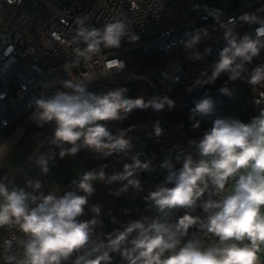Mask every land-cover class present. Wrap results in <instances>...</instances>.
I'll list each match as a JSON object with an SVG mask.
<instances>
[{
	"label": "clouds",
	"instance_id": "clouds-1",
	"mask_svg": "<svg viewBox=\"0 0 264 264\" xmlns=\"http://www.w3.org/2000/svg\"><path fill=\"white\" fill-rule=\"evenodd\" d=\"M209 15L223 30L225 45L211 66V75L204 73L206 78L196 84L214 83L226 73L229 81L245 80L253 88L261 87L253 99L258 114L243 122L215 116L217 102L210 96L194 101L190 118L200 120L193 128L198 129L204 119L211 120V127L198 139L189 140L186 148L176 146L159 162L164 178L144 197L150 214L109 233H98L103 225L102 209L89 206L96 191L94 183L120 185L109 189L110 195L119 197L129 189L142 192L140 173L154 171L152 159L142 161L133 152L129 133L134 129L113 133L108 123L123 121L136 109L171 110L175 101L168 96L131 98L124 87L92 92L88 84L97 78L94 74L60 81L51 95L34 100L31 119L36 125L54 123L48 139L51 147L28 158L40 174H50L56 149L61 159L87 149L101 159L121 155L131 163L112 173L105 166L78 173L63 194L46 190L39 178L26 177L20 186L14 178L0 177V228L10 232L0 244V264H113L114 254L123 264H264V64L251 71L246 67L264 50V17L244 13L225 23L220 9L209 10ZM89 20L90 16L76 18L73 40L85 47L77 48L75 58L63 65L66 73L82 57L91 60L102 49L119 48L124 38L138 39L125 21L92 27ZM237 23L259 26L254 33L241 36L235 30ZM207 36L204 28L186 33L183 44L190 59L204 58L190 50ZM205 51L210 54L212 50ZM108 67L120 71L125 64L115 59ZM219 92L228 97L234 94L227 86ZM163 131L156 121L154 136H162ZM9 151L7 142L0 144V161ZM86 208L91 218L85 220ZM190 230H194L191 235Z\"/></svg>",
	"mask_w": 264,
	"mask_h": 264
},
{
	"label": "built area",
	"instance_id": "built-area-1",
	"mask_svg": "<svg viewBox=\"0 0 264 264\" xmlns=\"http://www.w3.org/2000/svg\"><path fill=\"white\" fill-rule=\"evenodd\" d=\"M195 1L22 0V3L9 5L7 0H0V140L8 126L34 112L35 99L51 95L60 87V81L94 74L97 78L88 84V90L92 92H107L119 83L141 82L151 98L170 97L181 85L204 73L211 75V66L225 45L223 30L209 15L213 8H200ZM221 11L220 19L225 23L244 13H257L264 17V0L229 1ZM84 16H90L88 24L92 27H102L115 20L125 21L138 39L130 42L124 38L119 48L102 49L101 54L91 60L82 57L78 65L66 73L63 65L75 58L77 48L83 50L85 47L73 40L76 18ZM258 26L237 23L235 30L242 36L254 33ZM200 28L207 29L208 36L190 51L202 53L204 58L193 60L189 58L183 41L186 33ZM209 48L212 50L210 54L205 51ZM115 59L124 62L123 70L108 67ZM221 75L228 76L226 73ZM258 88L250 85L254 94L260 91ZM156 121L164 130L158 138L153 134ZM108 127L113 133L124 129L120 122H109ZM39 128L48 143L54 123ZM132 128L134 130L129 135L135 146L133 152L139 153L142 161L152 159L154 171L140 173L139 178L144 185L142 192L129 189L118 207L101 208L103 225L97 229L98 233H109L129 220L149 215L144 197L165 175L157 165L176 146L186 148L191 140L178 123L167 117L165 109L160 112L144 110ZM112 159L121 168L125 163H131L121 155H112ZM4 176L12 178L11 173L0 166V177ZM70 182L48 181L45 186L46 190L55 189L63 194L69 189ZM182 214V211L177 213ZM196 214H199V209ZM89 218L91 213L86 208L82 219ZM191 231L194 230H190V235ZM9 235L6 228L0 244ZM113 264H123V261L114 254Z\"/></svg>",
	"mask_w": 264,
	"mask_h": 264
},
{
	"label": "rangeland",
	"instance_id": "rangeland-1",
	"mask_svg": "<svg viewBox=\"0 0 264 264\" xmlns=\"http://www.w3.org/2000/svg\"><path fill=\"white\" fill-rule=\"evenodd\" d=\"M229 1L233 0H196V6L200 8L212 7L213 9H225ZM32 113L28 114V118L24 120L25 124H20L22 127V132L17 130L14 131L11 135L3 139L4 142H7L10 146V151L7 156L0 161V166L8 170L11 175L16 176L21 168L25 165L27 168L33 170L34 172L40 174V170L35 166L33 161H30L28 158L32 155L33 143L36 141L39 142V148L37 151L44 152L47 151L51 146L46 142L43 132L39 127L35 125L33 127L31 118ZM31 123V124H30ZM24 133V137H21V134ZM57 155L56 159L51 166V172L48 176H41L48 181H71L76 178L78 173H83L84 171L91 170V168H85L83 164L78 160L76 156H65L61 159L58 155L59 149L55 150ZM122 168L118 163L112 159L108 165L106 171L112 173L114 171H120ZM94 186L96 191L94 195L89 200V206L95 204L100 205L103 209H108L114 206H117L123 195L119 197L109 194V189H115L120 187V185H104L100 182H95Z\"/></svg>",
	"mask_w": 264,
	"mask_h": 264
},
{
	"label": "trees",
	"instance_id": "trees-1",
	"mask_svg": "<svg viewBox=\"0 0 264 264\" xmlns=\"http://www.w3.org/2000/svg\"><path fill=\"white\" fill-rule=\"evenodd\" d=\"M260 64H264V50H261L260 55L258 57H255L253 61L247 65V68L249 69V71H251V69H253L254 67ZM205 78H206L205 75H203V76H200L194 79L191 82L181 85L169 97L170 99L175 101L174 108H172L171 110H169L167 107L165 108V114L167 115V117L171 118L173 121L178 123V125H180V127L190 137V139H198L199 137L202 136L203 132L207 129L205 120H201L200 127L198 129H194L193 124L196 122V120H200V117L191 119L190 110L183 109L181 107L179 100H180V96L183 91L188 90L190 88L193 89V88L200 86L196 84V81L198 79H205ZM215 84H219L220 87L240 84L244 88L246 92V97H245L242 121L248 122L253 117L254 111L256 109V107L253 105V99H254L255 94L250 89V85L247 84L245 80H237L233 82V81L228 80V76L221 75L216 79L214 83L205 84V86L210 89ZM121 87L128 89V92H127L128 97L136 98V97L142 96L145 99L149 98L148 91L146 87L144 86V84L141 82H136L134 84L119 83L115 86L114 89L121 88ZM258 89L262 90L261 87H259ZM143 112L144 110H139V109L133 110V112L129 114L125 120L118 121V122L122 124L124 129L132 128L134 124L136 123V121L141 118V116L143 115ZM7 128L4 130V134L6 133ZM77 158L81 162V164L84 165L85 168H91V169H98L101 166H105V168L107 169L108 165L110 164L112 160V156L106 159H101L97 156V154L87 149H82L77 154ZM26 177L39 178L40 180L44 182V184L48 182V180L44 179L40 174L34 172L33 170L27 167L22 168L15 182L17 184H23ZM5 230L6 228H0V237L4 234Z\"/></svg>",
	"mask_w": 264,
	"mask_h": 264
},
{
	"label": "water",
	"instance_id": "water-1",
	"mask_svg": "<svg viewBox=\"0 0 264 264\" xmlns=\"http://www.w3.org/2000/svg\"><path fill=\"white\" fill-rule=\"evenodd\" d=\"M227 87L234 90L232 97L222 95L219 92V89L221 88L219 84L213 85L210 89L203 85L193 88L191 91H189V89L185 90L182 92L179 100L181 107L185 110H191L194 107V101L207 95L217 102L215 116L234 117L242 121L246 92L240 84H234ZM215 116L213 119H215ZM204 120L206 128H210L211 120Z\"/></svg>",
	"mask_w": 264,
	"mask_h": 264
},
{
	"label": "crops",
	"instance_id": "crops-1",
	"mask_svg": "<svg viewBox=\"0 0 264 264\" xmlns=\"http://www.w3.org/2000/svg\"><path fill=\"white\" fill-rule=\"evenodd\" d=\"M28 114H29V113L25 114L24 116H22L21 118H19V119L16 120L15 122H13V123L7 128L6 133L3 134V136H2V138H1V140H0V144L5 143V142L3 141V139H4L5 137L11 135L14 131L19 130V131L22 132V127L25 128V126H20V124H25L24 120L28 118ZM257 114H258V109L256 108L255 111H254L253 116H255V115H257ZM29 119L32 121V123H33V124H32L33 127H35V125H36L35 122H34L31 118H29ZM30 124H31V123H30ZM36 126H37V125H36ZM4 136H5V137H4ZM23 137H24V133L21 134V137H20V138H23ZM5 139H6V138H5ZM5 139H4V140H5ZM39 144H40V141H39V142L36 141L35 143H33V151H37V150H38V148H39V147H38ZM24 167H26V166L24 165L22 168H24ZM22 168H21V170H22ZM21 170H20V171H21ZM20 171H19V172H20ZM18 174H19V173H18ZM18 174H17L16 176H13V175H12V178H14V180H16ZM124 196H125V194L123 195V198L121 199L120 203H121L122 200L124 199ZM120 203H119L117 206L111 207L110 209H114V208L118 207V206L120 205Z\"/></svg>",
	"mask_w": 264,
	"mask_h": 264
}]
</instances>
